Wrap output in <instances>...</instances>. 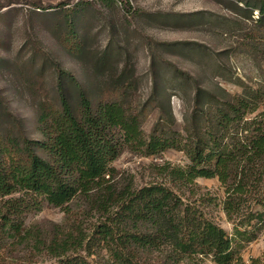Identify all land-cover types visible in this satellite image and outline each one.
I'll return each instance as SVG.
<instances>
[{"label":"trees","instance_id":"trees-1","mask_svg":"<svg viewBox=\"0 0 264 264\" xmlns=\"http://www.w3.org/2000/svg\"><path fill=\"white\" fill-rule=\"evenodd\" d=\"M80 5L68 9L63 40L73 54L84 42L75 21ZM247 5L250 14L258 10V22L264 20V0ZM57 69L59 94L38 102L42 139L30 138L17 117V129L3 133L0 128V217L9 233L32 238L34 248L55 258L51 264H92L89 257L101 247L117 264H158L160 259L159 264H178L204 256L216 264H248L235 237L185 191L194 196L198 177H218L228 217L244 215L241 224L250 225L256 218L252 202L264 199V103L251 94H195L181 130L174 127L169 108V117L161 114L146 134L143 110H134L128 94H121L125 81L109 94H90L72 71L58 63ZM0 105L10 113L1 95ZM125 148L144 155L180 149L190 162L186 167L163 165L169 179L121 185L112 162ZM79 196L104 217L93 230L70 220L46 241L39 230L24 227L28 209L47 201L71 216V202ZM234 229L236 237L254 235L238 223ZM249 264L264 260L253 258Z\"/></svg>","mask_w":264,"mask_h":264},{"label":"rangeland","instance_id":"rangeland-1","mask_svg":"<svg viewBox=\"0 0 264 264\" xmlns=\"http://www.w3.org/2000/svg\"><path fill=\"white\" fill-rule=\"evenodd\" d=\"M80 1L76 29L83 48L71 53L63 44L68 9ZM257 0H0V128H16L15 117L32 139H42L38 102L58 92L57 63L72 71L90 94H109L118 82L126 85L134 110H143V130L149 134L161 114L174 115L181 130L194 106L195 94H251L264 103V20L251 14ZM116 94V93H115ZM38 151L43 153L41 148ZM184 150L169 148L144 155L125 148L112 165L121 185L134 187L166 180L163 165L186 167ZM169 179V178H167ZM195 195L205 215L234 236L249 264L264 260V199L252 202L256 218L242 225L244 215L230 219L224 210L225 187L218 177H198ZM186 196V195H185ZM1 207V204H0ZM72 215L43 201L23 215L24 227L49 241L58 225L76 221L87 231L104 217L87 197L71 202ZM245 213L247 211H244ZM262 215V216H261ZM243 221V222H244ZM252 230L253 237L235 235ZM0 217V264H51L46 251L34 248L32 238L13 237ZM161 252L160 254H162ZM154 256V255H153ZM92 264H117L106 248H97ZM163 259V257H161ZM161 261L158 260V264ZM216 264L204 256L195 262Z\"/></svg>","mask_w":264,"mask_h":264}]
</instances>
